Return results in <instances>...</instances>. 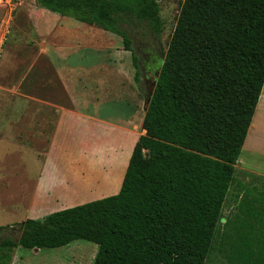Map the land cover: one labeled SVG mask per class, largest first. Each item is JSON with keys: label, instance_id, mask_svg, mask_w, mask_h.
<instances>
[{"label": "trees", "instance_id": "obj_1", "mask_svg": "<svg viewBox=\"0 0 264 264\" xmlns=\"http://www.w3.org/2000/svg\"><path fill=\"white\" fill-rule=\"evenodd\" d=\"M62 16L119 35L124 25L164 29L159 0H36ZM264 87V0H184L117 194L0 225V264L14 250L96 243L93 264H206L219 237L230 264H264V191L241 184L221 228L236 164Z\"/></svg>", "mask_w": 264, "mask_h": 264}, {"label": "crops", "instance_id": "obj_2", "mask_svg": "<svg viewBox=\"0 0 264 264\" xmlns=\"http://www.w3.org/2000/svg\"><path fill=\"white\" fill-rule=\"evenodd\" d=\"M44 14L45 17L49 15L51 19L63 21L60 30H63L68 42L42 48L48 70L36 69L34 76L28 78L30 85L36 82L35 94L19 93L17 96L19 119L14 116L16 122L12 120L11 124H21V130L13 141H17L30 158L27 160L26 156L23 159L25 172L35 173L24 220L40 219L58 210L117 194L135 145L139 137L146 133L142 128L145 132L142 134L139 127L143 124L149 99L144 101L140 95L132 52L121 46V42L108 43L113 41L115 34L96 25L80 28L83 22L71 17L60 15L58 19L57 13ZM90 35L96 38L102 36L106 42L95 45V50L99 52L97 61H90L82 53L91 46L85 41ZM83 38L84 41H79ZM59 85L69 94L72 104L55 110L54 125L48 134V150L39 162L30 150L34 146L33 137L29 135L32 125L28 123L31 107H44L47 98L57 95ZM263 109L264 94L257 109L261 117ZM255 128L256 124L250 127L249 138ZM262 129L260 126L261 132L258 133L261 137L258 145L262 143L261 146L264 143ZM256 145L250 146L258 147ZM52 170L57 179L51 180L54 187L51 193L52 187L47 188L46 183ZM66 191L76 193L67 200L69 202L63 203Z\"/></svg>", "mask_w": 264, "mask_h": 264}, {"label": "rangeland", "instance_id": "obj_3", "mask_svg": "<svg viewBox=\"0 0 264 264\" xmlns=\"http://www.w3.org/2000/svg\"><path fill=\"white\" fill-rule=\"evenodd\" d=\"M183 2L184 0H159L164 29L158 38L145 24L133 23L123 26L131 36L132 47L139 57L141 70L139 88L144 101L150 99L153 93ZM44 12L56 14L40 8L36 0H0V225L12 227L6 232L14 239H17L20 233V228L14 225L24 221L29 209L28 195L35 174L25 172L23 159L27 155L25 150L19 147L18 142L13 141L21 130V124H11L14 116L16 120L19 119L17 96L19 93L35 94L36 82L33 81L30 85L28 78L34 76L36 69L43 72L48 70L44 62L45 54L41 53L42 48L68 42L63 30H60V25H64L63 21L51 19L49 15L45 17ZM58 16L59 19L61 16L60 14ZM82 26L90 28L94 25L83 23L80 28ZM114 36L113 41L108 43L121 42L123 46L120 36L116 34ZM79 41H84V38ZM85 41L91 46L82 53L87 55L90 61L99 60L97 57L99 52L95 50V45L106 44L102 36L96 38L90 35ZM59 88L56 96L47 98L48 101L44 107L33 105L31 107L28 123L32 125L29 135L33 137L34 146L30 150L37 156L39 162H42L48 150V134L54 125L55 110L59 106L72 104L64 87L59 85ZM263 94L264 87L261 96ZM257 109L252 121V125L256 124V128L253 136L250 135V138L247 136L242 154L236 164V181L224 204L221 228L226 220L233 218L238 211V203L243 196L241 184L255 193L264 191V143L263 146H261L262 143L258 145V139L261 138L258 137V133L261 132L260 126L264 129V114L261 117ZM10 113L12 115L9 116L12 117L8 116ZM142 113L143 111L141 116ZM16 120L13 121L16 122ZM142 128L140 124V132L144 134ZM262 138L264 142V133ZM29 159L27 156V160ZM55 179L57 175L53 174L52 170L47 177V188L52 187L51 180ZM74 193L76 192L66 191L62 198L63 203L69 202L67 200L72 198ZM225 248H229L228 245L217 237L206 264H230L229 254ZM97 251V244L86 240H76L67 246L51 249H25L19 246L13 252L11 264H93Z\"/></svg>", "mask_w": 264, "mask_h": 264}, {"label": "water", "instance_id": "obj_4", "mask_svg": "<svg viewBox=\"0 0 264 264\" xmlns=\"http://www.w3.org/2000/svg\"><path fill=\"white\" fill-rule=\"evenodd\" d=\"M152 96V95H151ZM150 99H151V97H150ZM150 99L147 101L148 103L150 102ZM20 230H21V228H20Z\"/></svg>", "mask_w": 264, "mask_h": 264}]
</instances>
